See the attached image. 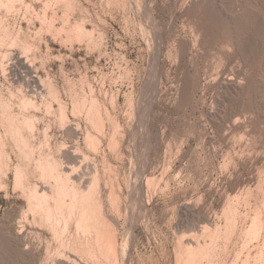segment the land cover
<instances>
[{
    "label": "rangeland",
    "instance_id": "1",
    "mask_svg": "<svg viewBox=\"0 0 264 264\" xmlns=\"http://www.w3.org/2000/svg\"><path fill=\"white\" fill-rule=\"evenodd\" d=\"M6 1L0 264H66L54 256L77 235L73 220L54 227L34 212L51 191L34 167L46 157L82 191L97 176L119 264H182L197 242L214 245L202 264H264V0ZM75 25L89 35L78 39ZM24 98L34 107L24 109ZM91 102L103 136L85 117ZM4 103L36 120L33 131L17 124L27 152L4 125ZM74 103L85 105L81 115ZM87 132L100 138L97 152Z\"/></svg>",
    "mask_w": 264,
    "mask_h": 264
},
{
    "label": "bare ground",
    "instance_id": "2",
    "mask_svg": "<svg viewBox=\"0 0 264 264\" xmlns=\"http://www.w3.org/2000/svg\"><path fill=\"white\" fill-rule=\"evenodd\" d=\"M10 1V0H9ZM12 1V0H11ZM2 2V1H1ZM0 2V4L3 6V4ZM8 2V0L6 1ZM14 2V1H12ZM22 2V1H20ZM9 3V2H8ZM10 4H12L10 2ZM10 4H8L7 6H9ZM0 5V6H1ZM5 5V4H4ZM11 6V5H10ZM9 6V7H10ZM7 8V7H6ZM8 9V8H7ZM11 9V8H10ZM38 18V17H36ZM75 29V30H74ZM73 32L75 33L76 36H78V39L80 37L83 38L82 36L87 35V31H85L81 26L79 25H75V28L72 29ZM5 35V33H4ZM89 35V33H88ZM1 40V39H0ZM82 41V40H81ZM90 43V42H89ZM10 59V58H9ZM51 94V93H50ZM40 95V94H39ZM56 95V94H55ZM38 96V95H37ZM43 96V95H42ZM56 97V96H55ZM54 98V96H53ZM75 98V97H74ZM75 100V99H74ZM83 100V99H82ZM81 100V101H82ZM92 100V99H91ZM76 101V100H75ZM78 101V100H77ZM76 101V102H77ZM80 101V102H81ZM84 103L87 101L86 99L83 100ZM82 101V102H83ZM95 101V99H94ZM74 102V101H72ZM90 102V101H89ZM93 102V101H92ZM92 102L90 103L91 107L86 110V118L87 121H89V123H91V125H93V128H97L96 130H99V135L101 134L103 136V134L101 133V131L103 130V123L102 120H100L101 118L98 117V109L96 108V105H94V107L92 106ZM79 103V102H78ZM88 103V102H86ZM5 104V103H4ZM2 104L1 106V110L3 112V122L5 123L4 125H6L8 127V130L12 133V135H15L14 137H12V135H10L12 137V139L14 138L16 141V138L21 139L22 140V135L20 134V129L18 128L17 124L18 122H20L19 124L24 125V127H27L26 130L29 131V129H31L34 126V122L36 121L34 117H29V116H22V117H17L14 116L10 113H6L8 107H6V104L4 105ZM22 106L24 109H29V108H33L34 107V103L27 99L24 98L23 101L21 102ZM81 104V103H79ZM95 104V103H94ZM83 105V104H82ZM80 105V106H82ZM85 107V105H83ZM83 106L79 107V105L77 103L72 104V113L73 114H77L81 115L84 111L82 110ZM97 110H96V109ZM86 109V108H85ZM100 110V109H99ZM60 114H61V119L63 121H67V114H66V108L64 105H60ZM81 111V112H80ZM83 111V112H82ZM9 112V111H8ZM99 112V111H98ZM81 113V114H79ZM84 113V114H85ZM107 115V114H106ZM84 117V118H85ZM102 117V116H101ZM108 117V116H107ZM109 118V117H108ZM236 123V122H235ZM65 124V123H64ZM33 125V126H32ZM5 126V127H6ZM20 127V126H19ZM22 127V126H21ZM34 128V127H33ZM31 129V131H33L34 129ZM114 128V127H113ZM22 129V128H21ZM24 130V129H23ZM8 131V133L10 134V132ZM46 132V130H45ZM97 133V134H98ZM98 135V136H99ZM100 135V136H101ZM99 136V137H100ZM113 136V135H112ZM235 136V135H234ZM96 136H91V134H89L88 132L86 133V137H85V141L87 144V147H89L90 149L96 150L99 144H100V138H95ZM105 137V136H104ZM111 138V137H110ZM235 138V137H234ZM242 138V137H241ZM13 139V140H14ZM115 139V138H113ZM24 140V138H23ZM22 140V143H24V141ZM99 140V141H98ZM14 141V142H15ZM113 141V140H111ZM235 141V139H234ZM16 146H19L18 141L15 142ZM26 142L23 144V146H26ZM28 145V144H27ZM22 145L20 144V148ZM27 148H25V152H27L28 146H26ZM30 148V147H29ZM19 149V147H18ZM21 149V150H23ZM250 149V148H249ZM23 150V151H24ZM30 153V149L28 150ZM24 152V153H25ZM29 153L27 155H29ZM252 153V152H251ZM238 154V153H237ZM242 154V153H241ZM22 155V154H21ZM27 159V157H26ZM28 160V159H27ZM37 162V164L35 165V163ZM34 163V167L38 168L40 170V174L42 179L48 180L49 183H52L51 186V191L47 192L49 194H47L45 191H42L43 194L45 196H49L52 200V204L50 205V203H48V199L49 197H42L43 199H45L44 201L41 197L40 201L38 199V202L36 205H34V212L35 214L40 217L43 218L46 222H48L51 225H54L55 223H57V219L58 218H62L61 220L64 221V225H65V229H67V225L69 222V220H73L74 225H75V232L77 231V235L68 238L67 240L64 239V241H62L61 244V248L57 251L55 259L56 263H59V261H64L66 264H119V258H118V251H117V237L114 233V229H112L110 223L108 221H106L104 215H103V210H102V204H101V200L98 196L99 191H98V180H97V176L94 175L91 178V181L89 182V185L87 187V189L85 191H82L80 189V182L77 184V182H75L74 180H72L69 175L67 174H63L61 173L59 167V162L55 159H47L46 158H39V160H36ZM37 171V170H36ZM38 172V171H37ZM19 174V173H18ZM94 174V173H93ZM20 177V174H19ZM18 179V178H17ZM16 179V180H17ZM41 180V179H39ZM100 180V179H99ZM43 181V180H42ZM17 184L19 183V181H16ZM20 184V183H19ZM47 184V183H46ZM44 185V184H43ZM48 186V185H47ZM50 188V187H49ZM35 189V188H34ZM34 196L36 195V197L38 198V196H41V194L37 193V191H34ZM111 194L113 192H110ZM38 194V195H37ZM42 194V195H43ZM114 194V193H113ZM110 196V195H109ZM114 196V195H113ZM116 197V196H115ZM110 198H112L110 196ZM264 198V197H263ZM116 198L113 197V201L111 202H115ZM47 200V201H46ZM115 200V201H114ZM37 201V199H36ZM230 202V201H229ZM116 203V202H115ZM114 205V203H112ZM118 204V203H117ZM116 204V205H117ZM233 204V203H232ZM231 204V205H232ZM236 204V202H235ZM228 205V204H227ZM230 206V204H229ZM224 210V209H223ZM229 210V209H228ZM235 210V209H234ZM239 210V209H238ZM258 210V209H257ZM231 211V210H230ZM229 211V213H230ZM259 211V210H258ZM223 212V211H222ZM227 212V211H226ZM257 212V211H256ZM255 212V213H256ZM264 212V211H263ZM228 213V214H229ZM232 213V212H231ZM230 213V214H231ZM241 213V212H240ZM258 213V212H257ZM227 214V213H226ZM225 215V214H224ZM257 215V214H256ZM260 215V214H259ZM226 216V215H225ZM232 217V216H231ZM260 217V216H259ZM229 218V217H228ZM255 219H253L251 222V226L248 227L249 229H247L248 233H251V236H256L259 233V229H258V223H257V217H254ZM227 219V218H226ZM232 219V218H231ZM236 219V218H235ZM260 219V218H259ZM60 220V219H59ZM229 222H231L230 220H228ZM227 221V222H228ZM68 222V223H67ZM60 224V223H59ZM71 224V223H70ZM234 224V223H233ZM58 225V224H57ZM56 225V226H57ZM49 226V225H48ZM54 225V227H56ZM69 226V225H68ZM231 226V225H230ZM53 227V228H54ZM234 228V227H233ZM52 229V228H51ZM55 229V228H54ZM228 229V228H227ZM235 229V228H234ZM56 230V229H55ZM205 231V230H204ZM234 231V230H233ZM246 231V232H247ZM262 231V229H261ZM68 232V230H67ZM206 232V231H205ZM210 232V231H209ZM213 232V231H212ZM229 232V231H228ZM226 232V234L228 233ZM54 233V232H53ZM231 233V232H230ZM63 234V233H62ZM66 234V233H65ZM75 234V233H74ZM229 234V233H228ZM57 235V234H56ZM61 235V234H60ZM208 235V234H207ZM214 235V234H213ZM260 235V234H259ZM224 236V235H223ZM230 236V235H229ZM241 236V235H240ZM58 237V236H57ZM56 237V238H57ZM62 237V235H61ZM184 237V236H183ZM199 237V236H198ZM209 237V236H208ZM220 237V236H219ZM251 237V238H252ZM264 237V236H263ZM60 238V237H59ZM66 238V237H65ZM228 238V237H227ZM238 238V237H237ZM250 238V237H249ZM256 238V237H255ZM61 239V238H60ZM218 239V238H217ZM264 239V238H263ZM200 240V239H199ZM208 240V238H207ZM213 240V239H210ZM209 240V241H210ZM216 240V238H215ZM221 240V239H220ZM229 240V239H227ZM251 240V239H250ZM258 240V239H257ZM60 241V240H59ZM208 241V242H209ZM217 241V240H216ZM57 242V241H56ZM193 242V241H192ZM214 242V241H213ZM234 242V241H233ZM236 242V241H235ZM256 242V241H255ZM212 243V242H211ZM218 243V242H217ZM216 243V244H217ZM251 243V241H250ZM264 243V242H262ZM189 246H188V245ZM186 248H185V255L184 257L181 259L182 264H202L204 259L210 258L211 255V251L213 252L214 250V245H213V250H208L211 246V244H207V242H203L202 245L201 243L197 244H193L191 245V243H187ZM215 244V243H214ZM219 244V243H218ZM218 244L215 246V248H219L220 250V246H218ZM237 244V243H236ZM235 244V245H236ZM191 245V246H190ZM232 245V244H231ZM258 245V244H257ZM225 246V245H224ZM247 246V245H246ZM59 248V246H58ZM224 250V247H222ZM221 248V249H222ZM232 248V246H231ZM245 248V246H244ZM261 248V246H260ZM259 248V249H260ZM264 248V246H263ZM262 248V249H263ZM123 249V248H122ZM183 249V248H182ZM241 249V248H240ZM256 249V248H255ZM217 251V249H215ZM227 250V249H225ZM224 250V251H225ZM252 250V249H251ZM215 251V252H216ZM223 251V252H224ZM222 252V251H219ZM248 252V251H247ZM257 252V251H256ZM259 252L262 253V251L260 250ZM218 253V252H217ZM225 253V252H224ZM258 253V252H257ZM261 253L259 255H261ZM54 254V255H55ZM122 254V253H121ZM239 254V253H238ZM241 254V253H240ZM249 254V253H247ZM182 255V254H181ZM180 255V256H181ZM212 255H214L212 253ZM219 255V254H218ZM242 255V254H241ZM250 255V254H249ZM228 256V255H227ZM230 256V255H229ZM236 256V254H235ZM234 256V257H235ZM240 256V255H239ZM245 256V255H244ZM256 256V254H255ZM263 256V254H262ZM214 257V256H213ZM217 257V256H215ZM238 256H236L237 258ZM249 257V256H248ZM259 256H257L258 258ZM218 258V257H217ZM235 258V259H236ZM240 258V257H239ZM238 258V260H240ZM247 258V257H246ZM261 258V257H259ZM124 259V258H123ZM215 259V258H214ZM213 259V260H214ZM248 259V258H247ZM247 259H244V261ZM262 259V258H261ZM264 259V258H263ZM59 260V261H58ZM176 260V259H175ZM212 260V258H211ZM212 260V261H213ZM234 260V259H233ZM242 260V259H241ZM255 260V257H254ZM58 261V262H57ZM206 261V260H204ZM208 261V260H207ZM226 261V260H225ZM237 261V260H236ZM234 261V263L236 262ZM243 261V260H242ZM240 261L241 264H249L248 261L246 262H242ZM253 261V260H252ZM257 261V260H256ZM255 261V262H256ZM260 261V260H259ZM210 262V261H209ZM218 262V261H217ZM216 262V263H217ZM263 262V261H261ZM213 263V262H212ZM220 263V262H219ZM222 263V262H221ZM233 263V262H232ZM237 263V262H236ZM235 263V264H236ZM259 263V262H257ZM256 263V264H257ZM63 264V263H61ZM215 264V263H214ZM223 264V263H222ZM227 264V263H226ZM231 264V263H230ZM263 264V263H262Z\"/></svg>",
    "mask_w": 264,
    "mask_h": 264
}]
</instances>
